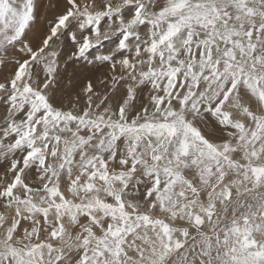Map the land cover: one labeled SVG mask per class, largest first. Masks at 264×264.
<instances>
[{"label": "snow or ice", "instance_id": "6c2138e0", "mask_svg": "<svg viewBox=\"0 0 264 264\" xmlns=\"http://www.w3.org/2000/svg\"><path fill=\"white\" fill-rule=\"evenodd\" d=\"M64 5L29 42L37 0H0L26 56L0 82V264H264V0ZM66 34L122 71L57 106Z\"/></svg>", "mask_w": 264, "mask_h": 264}, {"label": "rangeland", "instance_id": "374dc122", "mask_svg": "<svg viewBox=\"0 0 264 264\" xmlns=\"http://www.w3.org/2000/svg\"><path fill=\"white\" fill-rule=\"evenodd\" d=\"M48 1L49 0H37V3L39 4V8L38 11L36 12L35 19L30 23V26L26 29L27 33L25 39L29 42H33L32 40H35V42H39L40 37H42L48 32V29L51 23L54 21L55 17L64 11V7H65L64 0H55L56 2L54 0H50V2L47 3ZM43 4H45V6ZM53 5H57V6L53 7ZM42 13L45 14L43 15V17H42ZM125 15L127 16V13ZM39 18L41 20H39ZM42 20L45 21L42 22ZM38 21H40V24ZM107 23L108 21L104 22L105 25H107ZM31 31L34 34L33 33L30 34ZM141 31L143 32V29H141ZM79 38H80V34L77 32V39ZM53 47L56 48L58 51H61V55L59 57V62H60L59 75L56 84L55 102L57 106H60L61 104L67 105L69 101L73 100L75 96L80 93L83 85L86 84L87 81L89 80L94 85L95 91L100 94H103L105 91H107V87L110 86L111 76L112 75L119 76L121 74L122 70L119 65H117L115 72H113L110 63L99 62V61L93 63L87 62L88 60H92V58L97 54H108L111 48L114 47V44L108 41H105L101 46L92 49L91 52L88 54L87 58H80V59H75L72 57V52L75 50V45L72 43L71 37L67 34L62 35L60 39L54 43ZM20 48L21 45L16 44L14 48L9 47L6 51L0 50V82H4L13 74L17 61H21L22 59L26 58L25 53L21 55L22 51H20ZM116 58L119 59V57ZM41 76H43L42 71H41ZM67 77L70 80H68ZM123 91L124 89L122 86L118 87L115 90L114 94L111 97L113 103L115 102L117 97L123 94ZM146 93H147V88L144 89V95H141L139 97V99H141L142 97L145 99L144 100L142 98L144 101L141 100V102H147ZM139 99H138V104L140 103ZM80 106L81 107L84 106L83 96H81L80 99ZM6 115H7V105L4 99H0V125L4 124V117ZM22 118H23L22 114H19L17 116V120ZM200 127L203 133L205 135L207 134L206 136H209V133H212L211 123H209L207 127H205L204 125H200ZM216 134H219V131H217ZM220 138L221 136L219 134L217 136H214L212 139L219 140ZM3 170H4L3 162L0 161V172H2ZM0 211H2V209H0Z\"/></svg>", "mask_w": 264, "mask_h": 264}, {"label": "bare ground", "instance_id": "6f19581e", "mask_svg": "<svg viewBox=\"0 0 264 264\" xmlns=\"http://www.w3.org/2000/svg\"><path fill=\"white\" fill-rule=\"evenodd\" d=\"M54 1H55V0H54ZM45 2H46V1H45ZM49 2H50V0H49L47 3H49ZM55 2H56V1H55ZM43 5L45 6V4H43ZM44 9H46V8H44ZM44 11H45V10H44ZM48 11H49V10H48ZM39 14H40V13H39ZM43 15H45V14L42 13V17H43ZM39 17H40V15H39ZM42 17H41V18H42ZM39 20H41V19L39 18ZM45 20H46V19H45ZM45 20H42V22L45 21ZM46 21H47V20H46ZM38 22H39V24H40V21H38ZM42 22H41V23H42ZM32 25H33V23H32ZM46 25H47V24H46ZM34 26H36V25H34ZM34 26H33V27H34ZM37 28H38V27H37ZM41 28H43V27H41ZM33 30H34V29H33ZM27 31H28V30H27ZM26 33H27V32H26ZM32 33H33V32L31 31L30 34H32ZM28 34H29V33H28ZM33 34H34V33H33ZM30 37H31V36H30ZM34 39H35V38H34ZM30 41H31V40H30ZM32 41H35V40H32ZM22 54H24V52H23V53L21 52V55H22ZM20 59H21V58H20ZM69 66H70V65H69ZM69 69H70V68H69ZM77 78H78V77H77ZM77 78H76V79H77ZM67 79H68V77H67ZM78 79H79V78H78ZM68 80H70V79H68ZM72 81H73V80H72ZM107 82H108V81H107ZM107 82H106V83H107ZM106 83H105V84H106ZM79 86H80V85H79ZM74 88H75V87H74ZM79 88H80V87H79ZM79 88H78V89H79ZM71 92H72V91H71ZM63 95H64V94H63ZM142 98H143V97H142ZM142 98L139 99L140 102H141V100H142V101L145 100L144 98H143L144 100H143ZM204 130H206V129H204ZM210 134H211V133H209L210 138H213L214 136L219 135V134H215V135H210ZM206 135H207V134H206ZM25 226H26V224H22V228L25 227Z\"/></svg>", "mask_w": 264, "mask_h": 264}]
</instances>
